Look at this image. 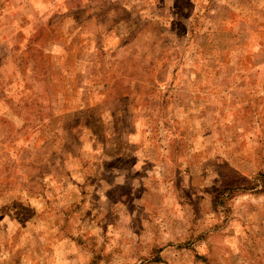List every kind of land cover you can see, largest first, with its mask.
Listing matches in <instances>:
<instances>
[{
  "label": "rangeland",
  "instance_id": "374dc122",
  "mask_svg": "<svg viewBox=\"0 0 264 264\" xmlns=\"http://www.w3.org/2000/svg\"><path fill=\"white\" fill-rule=\"evenodd\" d=\"M0 264H264V0H0Z\"/></svg>",
  "mask_w": 264,
  "mask_h": 264
},
{
  "label": "crops",
  "instance_id": "0c3cea01",
  "mask_svg": "<svg viewBox=\"0 0 264 264\" xmlns=\"http://www.w3.org/2000/svg\"><path fill=\"white\" fill-rule=\"evenodd\" d=\"M143 147L145 145H142ZM148 148H151V146H149ZM139 154H141L140 158L136 161V163L134 162L132 167H131V170L130 172L128 173L127 177H126V181H131L132 180V184L131 185H135L136 182V177H139L136 173L137 171H139V169L141 168V170H144L145 171V174L142 175V179L144 178H150L151 176H154L155 174H157V171H158V174L154 176V179H156L157 177H159V175L161 176V174L159 173L160 172V168L161 166L165 167L166 168V164H168L167 166L171 169L174 165V163H172V159L170 156L165 155V158L164 160L162 161L161 159V154H164L165 152L161 153V148L157 147L156 151L154 150H149L147 148H139V152H137ZM169 153H171L169 151ZM148 154H157L158 156H151V155H148ZM141 159V161H139ZM150 162H152L153 164H150ZM140 165V166H139ZM175 166V165H174ZM174 170V168H172ZM111 173L115 174V179L118 183L115 182V179L113 181H108V183L106 182V179L105 177H102L100 180H99V185H114V184H120V183H124L123 180L120 181L119 177L117 176V172H114V171H110ZM130 173H132V175H130ZM135 173V174H134ZM140 177V178H141ZM152 179V180H154ZM141 181V180H140ZM148 181H151L148 180ZM175 200L174 198H171L169 195L168 196H164V201L167 203L168 200Z\"/></svg>",
  "mask_w": 264,
  "mask_h": 264
}]
</instances>
